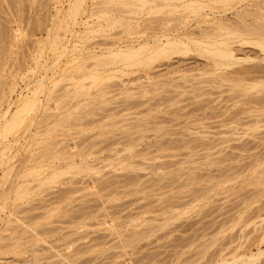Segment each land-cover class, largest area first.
<instances>
[{"label": "rangeland", "instance_id": "1", "mask_svg": "<svg viewBox=\"0 0 264 264\" xmlns=\"http://www.w3.org/2000/svg\"><path fill=\"white\" fill-rule=\"evenodd\" d=\"M71 1L0 0V115L7 111L5 118L1 119L3 121L2 124L0 122V132L7 117H10L17 107L28 103L30 109V113L25 115L23 122L14 128L12 134H8L4 140L0 135V194L4 193L1 194L3 199L0 198V236L3 239L1 243L7 244L10 239L9 243H12L13 236L20 229H22L21 232L27 228L26 231L30 234L26 233L24 236L26 237L27 234L28 238L31 236L30 240L26 237L29 241L24 237L26 243H22V238L20 241L21 246H23H20L22 251L19 248L17 254L5 255L0 253V264H210L211 262L215 264L214 261L218 257L230 260L235 254L241 255L240 252L249 256L256 254L258 250L263 251V253L259 255L254 264H264V243L256 241V238L264 231V85L259 88L261 92L241 97L236 94V97L235 93L231 92V80L234 79V75L231 76L229 73L235 68L239 70L240 67H250L249 70L253 66L264 67V62L254 61L234 65V69L227 68L225 72L233 78L226 74L225 80L218 78L219 70H212V66H209L210 63H206L202 59H188L187 57L179 63L172 60L174 65L169 68L165 66H158L157 69L151 70L132 68L126 70L128 71H125L126 74L125 72L117 73V71L111 73L109 69L102 70L98 72L97 76L102 80L94 82L88 78H81L80 73L70 74L71 79L70 76L65 78L69 75L67 69H73L72 66L76 64L75 62L87 60L89 54H99L100 50L96 44L100 43L101 48L107 47L105 44L107 39L100 33L91 32L92 34H88L84 32L85 27L83 25L71 26L68 23ZM58 23L59 26H57ZM55 27L59 29L56 31ZM114 30H112L114 33L119 31L118 29ZM55 32L57 33L55 34ZM49 35L53 37L48 39ZM55 36L59 40H57L58 43L55 42L58 45L54 44L57 47H53V49L50 40L54 39ZM102 38L105 39V42ZM42 40L45 42L43 43ZM89 41L91 45L86 43ZM60 51L62 52L60 53ZM88 60L84 63L87 64V67L94 63L93 60L90 59L91 62ZM161 63L162 61H158L151 66ZM196 66H200L201 70ZM70 67L72 68L70 69ZM191 68L192 70H190ZM254 69L250 73L249 71L247 73L240 72V74L235 75L237 76L235 78L240 77L241 80V77L242 79L244 76L247 77L240 81V84L243 85L256 84L261 77L262 80L260 81H264V75H261L263 74L262 68L255 70L257 73L254 72ZM255 75H258V78ZM213 77L217 79L211 80L210 78ZM204 78L208 81L210 79L212 82L209 81L208 83L207 80H201ZM38 81H40V85H38ZM67 81H70L68 86L65 84ZM81 81L89 93L91 90L93 92L96 90L95 93H90V97H87V101L93 102L92 105H89L93 109L91 107L89 109L83 103L81 104L80 99L84 102L86 98H71L73 94L70 89L73 90L74 84ZM216 82H219L220 85ZM41 85L42 89L39 87ZM60 87L66 89L70 97H65L64 89H61L64 92H59ZM154 87L157 89H151ZM54 89L58 91L52 93L55 91ZM34 95L35 97H32ZM104 97L106 99H103ZM246 97L248 102L245 101ZM255 97L256 100L258 99L257 101L254 100ZM62 98L64 99L61 100ZM69 98L71 99L69 100ZM65 99L68 103L61 104ZM36 101L39 103L38 106H36ZM59 104L64 108L61 109ZM101 104L104 106L103 108L98 107ZM44 105L47 107L50 105V109L54 110L50 112L55 115L63 114L62 112L66 113V110H69L71 116L74 115V122L62 127L63 123H61V125L51 128L54 122L52 118L47 124L37 126L35 123L38 121L39 111L41 113L46 107ZM245 108L246 110H244ZM241 109L244 113L241 112ZM36 110L37 114H32L36 113ZM91 111H93V115H91ZM236 112L241 113V115ZM104 115L105 117H103ZM61 116L59 118L64 119L66 117ZM28 118L34 120L29 121ZM226 119L227 121H225ZM229 119L231 120L229 121ZM259 119L260 121H258ZM95 120L98 123H92ZM79 121H82L81 125ZM30 122H33V125L30 127V131L26 132ZM105 122L111 125L106 129H99ZM143 126H146V129ZM42 127L55 129L56 133L53 130L51 138L43 135L39 140H48V138L49 141L50 139L51 141L59 140L57 142L59 145L64 142L65 146H75L71 151H74V148L79 149L82 146L87 148L88 144V146L91 145L88 147V152L91 151L94 154H90L91 158H88V163L91 164L92 170L87 171L88 173H80L82 176L63 173L58 178L60 181L51 184L50 187L47 186V189L46 186L37 188L38 183L35 178H23V171H28L30 167H33L32 165L29 167L26 161L30 150L28 146L34 141L32 133L37 128L42 129ZM158 127H162V129ZM99 132L104 133L99 134ZM130 137L136 139L137 142L132 143V146L127 143V146L126 141H129ZM69 141H71L70 144ZM1 143H4L3 146ZM130 150H133V153H140L139 156H129ZM34 152H36V148ZM76 162L81 163L80 158H76ZM133 163H137L139 166L136 164V166L131 167ZM161 165H164L163 168ZM59 166H65V163L59 164ZM50 172V170L47 171L48 174ZM191 175H194V178L197 175L196 177L200 182L195 180L191 182L192 184L187 183ZM67 177L69 181L66 179ZM252 178L253 180L258 178V183L252 184ZM129 179L133 180L134 183L131 184ZM123 180L124 182L128 181L124 183ZM128 182L129 184H127ZM113 183H116L117 188ZM22 184L26 185L28 190L30 189L23 200L17 199L15 195L16 187ZM94 184L96 187H101L98 189ZM33 186L37 189L34 190ZM201 187L204 192L206 187L209 189L200 196ZM197 190L200 192H196ZM59 192L68 198L61 200L62 195ZM64 192L65 194H63ZM191 193L195 194L192 195ZM58 199L60 201H57ZM88 200L94 203L90 201L91 203L87 204ZM65 203L67 204L65 205ZM83 209L87 211L90 209L89 212L92 217L84 221L71 220V217L79 216L77 212ZM51 211L53 212L50 213ZM46 213L47 215H45ZM66 215L69 216L66 217ZM170 217L174 218L169 219ZM150 224H153L151 227H155L151 236L131 240L133 232L140 233ZM35 226L43 227L41 230L45 228L47 231H50V228L55 230L50 232L42 230L43 232H41L40 228ZM38 231H40L39 235ZM20 232L16 234L17 237L18 234L22 233ZM32 235L36 237L34 238ZM31 243L32 245H30ZM206 243L210 247L206 246ZM198 251L203 253L200 254ZM209 255L211 258L216 256H214L215 259L213 258L214 261ZM72 259L74 262L71 261ZM194 259L196 260L194 261Z\"/></svg>", "mask_w": 264, "mask_h": 264}, {"label": "bare ground", "instance_id": "2", "mask_svg": "<svg viewBox=\"0 0 264 264\" xmlns=\"http://www.w3.org/2000/svg\"><path fill=\"white\" fill-rule=\"evenodd\" d=\"M66 8V7H65ZM66 10V9H65ZM68 14V13H67ZM85 15V16H84ZM69 20L68 23L71 26H76V25H83L85 27L84 32L85 33H91V32H96V33H100L101 36L103 35L106 39L107 42H105L102 38V40L105 42L107 47H103L101 48L100 43L96 44L97 48L100 50L99 54H89L87 58L90 60H93L92 62H94L93 64H91L89 67H87V64L85 65V61L87 60H83L82 62H75L76 64L73 65V69H71L72 67H70L71 70L67 69V75L65 78H67L68 76H70V74L73 73H80L82 76L81 78H88L91 79L92 82L94 81H98L101 78H98V72H101L102 70H106L109 69V71L111 73H113V71H117V73L121 72H125L126 70H130L132 68H136V69H147V70H151V69H157L158 66H165L166 68L171 67L173 64L172 60H176L177 63H179L180 61H182L183 58H193V59H202L204 61H206V63H210L209 66H212V70H219V74H218V78L219 79H226V74L231 73L234 75V79L231 80L232 85H231V92L233 91L235 93V95L237 94L238 96H245V95H250L252 93H256V92H261V90L259 88L262 87V85H264V81H260L262 80L261 78L259 79L258 83L256 84H245L243 85L242 83L240 84V81H242L244 78L246 79L247 77L244 76V78L240 80V77L237 79L235 77V75H237L238 73L240 74V72H253L252 70L254 69V72H256L255 70H259V68L261 69V72L263 74H261L262 76L264 75V67L262 66H253L251 70H249L250 67L246 68H242V67H238L239 70L237 68H235V70L233 71H229V73H226V69L227 68H231L234 69V65H238V64H242V63H249V62H254V61H258V62H264V0H72L70 2L69 5ZM67 16V17H68ZM55 17V16H54ZM60 18V17H59ZM85 18V20H83ZM67 19V18H66ZM62 21V20H61ZM57 23V22H56ZM60 23V22H59ZM58 23L57 26H59L60 24ZM63 25V23H62ZM54 26V25H53ZM67 26V23H66ZM64 27V25H63ZM61 27V29L63 28ZM56 28V27H55ZM59 28H56L55 30L57 31ZM65 29V28H64ZM69 29V28H68ZM114 29H118V33H114L112 30ZM63 30V29H62ZM69 31V30H68ZM112 31V32H111ZM116 31V30H114ZM53 32V31H52ZM63 32V31H62ZM54 33V32H53ZM57 32H55L56 34ZM113 33V34H112ZM51 34V33H50ZM92 34V33H91ZM63 35V34H62ZM89 36V35H88ZM100 36V37H101ZM51 35H49L50 39ZM53 37V36H52ZM51 37V38H52ZM69 37V35H68ZM96 37V36H95ZM99 37V36H97ZM45 39V38H44ZM47 39V40H48ZM98 39V38H97ZM46 40V41H47ZM57 36L54 37V39L50 40V44L52 43L53 46L52 48H56L58 45L57 43ZM95 40V39H94ZM99 40V39H98ZM101 40V39H100ZM43 41V40H42ZM49 41V40H48ZM68 41V40H67ZM45 41H43L44 43ZM57 42V43H55ZM66 42V41H65ZM64 42V43H65ZM100 42V41H99ZM39 43V42H38ZM37 43V45H38ZM85 43V42H84ZM89 43V45H91L90 41L86 42ZM94 43V42H93ZM56 44V45H54ZM103 44V43H102ZM46 45V44H45ZM66 45V44H65ZM84 45V44H83ZM94 45V44H93ZM41 46V45H40ZM104 46V45H103ZM44 47V46H43ZM64 47V46H63ZM86 47V46H85ZM39 48V47H37ZM53 48V49H54ZM95 48V47H94ZM51 49V48H50ZM81 49V48H80ZM40 50V49H39ZM42 50V49H41ZM63 50V48H62ZM77 50V49H76ZM56 52V51H55ZM62 51H60L61 53ZM56 55V54H55ZM36 56V55H35ZM40 56V55H39ZM42 56V55H41ZM78 57V56H77ZM76 59V58H74ZM72 59L73 61H76ZM33 60V59H32ZM45 60V59H44ZM88 60V61H89ZM90 60V62H91ZM72 61V62H73ZM158 61H162L161 64H157L156 66H151L152 64H154L155 62ZM43 62V61H42ZM89 62V63H90ZM201 63H203L202 61H200ZM34 63V62H33ZM53 63V62H51ZM71 63V62H70ZM69 63V65H70ZM160 63V62H159ZM191 63V62H190ZM194 62H192L193 64ZM45 64V63H43ZM42 64V65H43ZM68 64V63H67ZM74 64V63H73ZM206 65V64H204ZM252 65V64H250ZM258 65V64H255ZM54 66V65H53ZM152 68H151V67ZM193 66H195L193 64ZM207 66V65H206ZM233 66V68H232ZM249 66V65H248ZM176 67V66H173ZM192 67V66H191ZM198 67V66H196ZM204 67V66H202ZM259 67V68H258ZM46 68V67H45ZM44 68V69H45ZM190 68V67H187ZM200 69V66L198 67ZM197 68V69H198ZM242 68V69H241ZM258 68V69H257ZM43 69V70H44ZM53 69V68H52ZM175 69V68H174ZM194 69V68H193ZM206 69H208L206 67ZM237 69V70H236ZM33 70V69H31ZM63 70V69H62ZM169 70V69H168ZM179 70V69H178ZM177 70V71H178ZM188 70V69H187ZM192 70V68L190 69ZM189 70V71H190ZM196 70V69H195ZM201 70V69H200ZM209 70V69H208ZM211 70V68H210ZM156 71V70H155ZM173 71V68H172ZM176 71V70H175ZM45 72V71H44ZM128 72V71H126ZM125 72V74H126ZM132 73L134 71H131ZM159 72V71H158ZM171 73V71H169ZM206 73V71H204ZM208 72V71H207ZM32 73V71H31ZM30 73V74H31ZM35 73V72H34ZM66 73V72H65ZM109 73V72H108ZM131 73V74H132ZM138 73V72H137ZM161 73V71H160ZM165 75V71L163 72ZM257 73V72H256ZM259 73V71H258ZM154 74V73H153ZM181 74V73H180ZM179 74V75H180ZM200 74V73H199ZM210 74V73H209ZM45 75V74H44ZM195 75V74H194ZM62 76V75H61ZM65 76V74H64ZM80 76V75H79ZM126 76V75H125ZM177 76V75H176ZM183 76V75H182ZM201 76V75H200ZM230 76V74H229ZM230 76V77H231ZM249 76V75H248ZM256 78H258V75H255ZM154 77V76H153ZM162 77V76H161ZM166 77V76H165ZM212 77V76H211ZM253 77V76H252ZM43 78V77H42ZM64 78V77H63ZM62 78V80H63ZM71 79V76L69 77ZM202 78V77H200ZM199 78V80H200ZM207 78H209L207 76ZM233 78V77H231ZM251 78V77H250ZM69 79V80H70ZM186 79V78H183ZM195 79V78H193ZM211 80L214 79L210 78ZM209 79V81H211ZM217 78H215L214 80H216ZM252 79V78H251ZM264 79V76H263ZM102 80V79H101ZM165 80V79H164ZM180 80V79H179ZM201 80H207V79H201ZM229 80V81H230ZM250 80V79H248ZM41 81V80H40ZM40 81H38V85H40ZM66 81V80H65ZM208 81V80H207ZM208 81V83H209ZM253 81V80H252ZM256 81V79H255ZM12 82V81H11ZM65 83L66 85L68 84ZM72 82V81H71ZM88 82V81H87ZM151 82V81H150ZM163 82V81H161ZM179 82V81H178ZM178 82H176L178 84ZM197 82V81H196ZM204 82V81H203ZM212 82V81H211ZM220 82V81H219ZM218 82V83H219ZM42 83V82H41ZM64 83V82H63ZM122 83V82H121ZM169 83V82H168ZM199 83V81H198ZM215 83V81H214ZM217 83V82H216ZM217 83V84H218ZM248 83V82H247ZM37 84V83H36ZM84 83L79 82L74 84V86L72 87L73 90L70 89L71 93L73 94V96L71 97L73 98H86L84 100V102L81 101V104L83 103V105H86L89 107V105H92L91 102L87 101V97L90 95V93H92L93 91L91 90L90 93L87 91V89L85 88V86L83 85ZM184 84V83H183ZM224 84V83H223ZM62 85V84H60ZM59 85V86H60ZM108 85V84H106ZM202 85V84H200ZM216 85V84H215ZM214 85V86H215ZM220 85V83H219ZM226 85V84H224ZM223 85V86H224ZM229 85V84H228ZM227 87H230L228 86ZM10 86V85H9ZM30 86V85H29ZM58 86V85H57ZM68 86V85H67ZM123 86V85H122ZM143 86V85H142ZM186 86V85H185ZM209 86V85H208ZM217 86V85H216ZM12 87V86H11ZM40 88L42 87L39 86ZM63 87V86H62ZM60 87L61 89H64ZM70 87V88H71ZM105 87V86H103ZM102 87V88H103ZM174 87V85H173ZM204 87V86H203ZM220 87V86H218ZM216 87V88H218ZM10 88V87H9ZM44 88V87H43ZM106 88V87H105ZM157 89V87L151 88V89ZM159 88V87H158ZM215 88V87H214ZM226 88V87H225ZM233 88H235V90H233ZM39 89V88H38ZM42 89V88H41ZM40 89V90H41ZM124 89V88H123ZM163 89L165 90V88L163 87ZM161 88V90H163ZM10 90V89H9ZM55 90V89H54ZM59 92H62L63 90H61ZM100 90V88H99ZM102 90V89H101ZM104 90V88H103ZM122 90V89H121ZM163 90V92H165ZM167 90V89H166ZM173 90V89H171ZM185 90V89H184ZM203 90V89H202ZM228 90V89H227ZM58 90L52 91L56 92ZM65 91V92H64ZM64 94L65 97L68 96L69 94H67L66 89H64ZM98 91V90H97ZM146 91V90H145ZM151 91V90H150ZM155 91V90H154ZM178 91V90H177ZM37 92H39L37 90ZM36 92V94H37ZM96 90L93 92L95 93ZM100 92V91H99ZM107 92V91H106ZM109 92V91H108ZM143 92V91H141ZM168 92V91H167ZM175 92V91H174ZM187 92V91H186ZM202 92V91H201ZM229 92V91H228ZM10 93V92H9ZM98 93V92H97ZM111 93V92H110ZM137 93V92H136ZM172 93V92H171ZM180 93V92H179ZM203 93V92H202ZM232 93V94H234ZM4 94V93H3ZM20 94V93H19ZM106 94V93H105ZM135 94V93H133ZM167 94V93H166ZM173 94V93H172ZM176 94V93H175ZM178 94V92H177ZM58 95V94H57ZM96 95V94H95ZM127 95V94H126ZM144 95V93H143ZM179 95V94H178ZM236 95V97H237ZM263 95V93H262ZM107 96V95H106ZM105 96V97H106ZM164 96V95H163ZM207 96V95H206ZM234 96V95H233ZM251 96V95H250ZM256 96V95H255ZM259 96V95H258ZM261 96V94H260ZM264 96V95H263ZM29 98H31L30 96H28ZM32 97H35L32 96ZM55 97V96H54ZM53 97V98H54ZM64 97V96H63ZM70 97V96H68ZM90 97V96H89ZM103 99H106V98ZM109 97V96H108ZM235 97V96H234ZM254 97V96H253ZM252 97V99H253ZM257 97V96H256ZM256 97L254 98V100H256ZM48 98V97H47ZM50 98V97H49ZM56 98V97H55ZM69 98V100L71 99ZM178 98V97H177ZM195 98V97H194ZM251 98V97H249ZM38 99V98H37ZM36 99V100H37ZM64 98H62L61 100H63ZM67 99V98H66ZM66 99L61 102L65 104L68 103V101H66ZM108 99V98H107ZM245 99V98H244ZM243 99V100H244ZM251 99V100H252ZM1 100V99H0ZM7 100V99H6ZM49 100V99H48ZM46 100V101H48ZM51 100V98H50ZM68 100V99H67ZM76 100V99H75ZM137 100V99H135ZM169 100V99H168ZM172 100V99H171ZM175 100V99H174ZM228 100H229V95H228ZM238 100V99H237ZM236 100V101H237ZM242 100V101H243ZM247 97L245 99V101H247ZM250 100V99H249ZM250 100V101H251ZM258 100V99H257ZM256 100V101H257ZM260 100V99H259ZM263 99H261L262 101ZM38 101V100H37ZM36 101V102H37ZM40 101V100H39ZM73 101V100H72ZM94 101V100H93ZM102 101V100H101ZM104 101V100H103ZM134 101V100H133ZM259 101V102H261ZM34 102V101H33ZM49 102V101H48ZM58 102V101H57ZM97 102V101H96ZM244 102V101H243ZM248 102V101H247ZM263 102V101H262ZM78 103V102H76ZM75 103V104H76ZM105 103V102H103ZM134 103V102H133ZM178 103V102H177ZM253 103V102H252ZM38 102L37 105L38 106ZM79 104V103H78ZM98 104H100L98 102ZM48 105V104H47ZM53 105V104H52ZM68 105V104H67ZM106 105V104H105ZM130 105V104H129ZM134 105V104H132ZM250 105V104H249ZM257 105V104H256ZM261 105V103H260ZM46 106V105H44ZM60 108H64L61 107V105L59 104ZM95 106V104H94ZM103 108L104 106L98 105V107ZM234 106V105H233ZM252 106V105H251ZM29 105L28 103H24L22 104V106L17 107L16 110L10 115V117H7L5 123L3 124L2 130L0 132V135H2L4 140L6 138V136L10 133L12 134L14 128L19 125L21 122H23L24 117L26 114H28V112L30 111V109L28 108ZM53 107V106H52ZM97 107V108H98ZM249 107V106H248ZM254 107V106H253ZM93 109V107H91ZM95 108V109H97ZM256 108V106H255ZM254 108V109H255ZM36 109V108H34ZM58 109V108H56ZM68 109V108H67ZM69 109H70V105H69ZM108 109V108H107ZM236 109V108H235ZM250 109V108H249ZM253 109V108H252ZM33 110V109H32ZM52 109H50V105L49 107H45L43 108V110L39 111V118L38 121L35 123L37 126H42L44 124H47L50 119H54V122L52 123V127L55 126H59L61 125V123H63L62 126H64L65 124H70L71 122H74V115L71 116V112L69 110H66L67 112L63 114H59L55 115L54 113H51ZM64 110V109H63ZM100 110V109H99ZM102 110V109H101ZM232 110V109H231ZM242 110V109H241ZM246 110V108L244 109ZM35 111V110H34ZM54 111V110H52ZM57 111V110H56ZM83 111H85V109H83ZM88 111V109H87ZM240 111V110H239ZM262 111V110H261ZM93 115V111H91ZM90 112V113H91ZM231 112V111H230ZM243 112V110L241 111ZM252 112V111H251ZM7 111H5L4 114L0 115V122L2 124L1 119L5 118ZM30 113V112H29ZM107 113V112H106ZM238 113V112H236ZM244 113V112H243ZM32 114H37V110L36 113H32ZM75 114V113H73ZM78 114V113H77ZM86 114V113H85ZM104 114V113H103ZM102 114V115H103ZM109 114V112H108ZM115 114V113H114ZM113 114V115H114ZM223 114V113H222ZM232 114V113H231ZM239 115H241V113H238ZM237 114V115H238ZM31 115V114H30ZM61 115L66 116L64 119L63 118H59ZM83 115V114H82ZM81 115V116H82ZM97 115V114H95ZM101 115V116H102ZM230 115V113H229ZM233 115V114H232ZM28 116V115H27ZM26 116V117H27ZM78 116V115H77ZM76 116V117H77ZM111 116V115H108ZM107 116V117H108ZM236 116V114H235ZM234 116V117H235ZM254 116V114H253ZM32 118V116H30ZM62 117V116H61ZM105 117V115L103 116ZM224 117V116H223ZM230 117V116H228ZM227 117V119H228ZM232 117V116H231ZM241 117V116H240ZM87 118V117H86ZM92 118V117H91ZM98 118V117H97ZM101 118V117H100ZM99 118V119H100ZM225 118V117H224ZM243 118V117H242ZM241 118V119H242ZM264 118V117H263ZM29 119V118H28ZM37 119V118H36ZM61 119V120H60ZM227 119L225 121H227ZM232 119V118H231ZM229 119V121L231 120ZM34 120V119H33ZM30 120L29 121H33ZM80 120V119H79ZM86 120V119H85ZM237 120V119H236ZM235 120V121H236ZM263 120V119H262ZM88 121V120H87ZM102 121V119H101ZM142 121V120H141ZM224 121V120H223ZM234 121V120H233ZM251 121V120H249ZM260 121V119L258 120ZM257 121V122H258ZM35 122V121H34ZM92 122V121H91ZM97 122L96 120L93 121L92 123ZM222 122V121H219ZM80 125L82 123V121L80 122ZM77 123V124H79ZM86 123V121H85ZM84 123V124H85ZM91 123V126H92ZM98 123V122H97ZM116 123V122H113ZM0 124V126H1ZM25 124V123H24ZM76 124V125H77ZM82 124V125H84ZM95 124V123H94ZM101 124V123H100ZM228 124V123H227ZM225 124V125H227ZM33 125V122H30L26 128V132L30 131V127ZM85 125H90V124H85ZM110 123H106L103 124L101 126V128L99 127V129H106V127L110 126ZM230 125V124H229ZM48 126V125H47ZM67 126V125H66ZM141 126V125H140ZM256 126V125H255ZM254 126V127H255ZM20 127V126H19ZM34 127V126H33ZM50 127L45 129L42 127V129L40 128H35L36 130L33 131L32 133V139L34 140L33 143L30 144V146H28L30 148L29 150V155L26 157V161L30 165H32L33 167L29 168V170L26 172H24L23 170V178L27 179V178H35L37 179V188H41L42 186H46L45 188L47 189V186L50 187L51 184L55 183L59 180V176L63 173H71L72 175L75 174H80V173H88L87 171L92 170L91 169V164L88 163V158L90 157V154L94 152L90 153L88 152V146L87 148L82 146L81 148H74V151L71 149H73V147H68L71 145H67L65 146V143L63 142V144H58L57 142H59V140L55 141L49 138L48 140H39L41 139V137L46 136V137H50L53 134V130L55 132V129H50ZM72 127V126H71ZM144 129H146V126H143ZM143 127L142 132H143ZM253 127V126H252ZM251 127V128H252ZM17 128V127H16ZM97 128V127H96ZM139 128V127H137ZM161 128L162 127H158ZM157 128V129H158ZM232 128V127H231ZM22 130V129H21ZM58 130V129H56ZM63 130V129H62ZM159 130V129H158ZM254 130V129H253ZM136 131V130H135ZM140 131V130H139ZM138 131V132H139ZM147 131V130H145ZM98 132V131H97ZM141 132V133H142ZM56 133V132H55ZM54 133V134H55ZM100 133H104V132H99ZM107 133V132H106ZM111 134V131L109 132ZM128 133V132H127ZM134 133V132H133ZM140 133V135H142ZM165 133V132H164ZM30 134V133H29ZM64 134V133H62ZM72 134V133H70ZM76 135V133H74ZM144 134V133H143ZM231 134V133H230ZM23 135V133H22ZM68 135V134H67ZM98 135V134H97ZM113 135V134H112ZM111 135V136H112ZM115 135V132H114ZM129 135V134H128ZM166 135V134H165ZM228 135V134H227ZM260 135V134H259ZM64 136V135H63ZM66 136V135H65ZM104 137V136H103ZM110 137V136H109ZM134 137V136H133ZM133 137L131 139H129V141H126V145L127 143L130 144L132 146V143H136V139H133ZM138 138H140L139 136H137ZM143 137V135H142ZM229 137V136H228ZM239 137V136H238ZM260 137V136H259ZM30 138V137H29ZM105 138V137H104ZM108 138V137H107ZM111 138V137H110ZM161 138V137H160ZM222 138V137H221ZM224 138V137H223ZM230 138V137H229ZM237 138V137H236ZM257 138V137H256ZM63 139V138H62ZM128 139V138H127ZM126 139V140H127ZM225 139V138H224ZM223 139V140H224ZM227 139V138H226ZM231 139V138H230ZM70 140V139H69ZM106 140V139H105ZM140 140V139H139ZM55 141V142H53ZM67 141V139H66ZM121 141V140H120ZM207 141V140H206ZM225 141V140H224ZM18 142V141H15ZM74 142V141H73ZM83 142V141H82ZM118 142V140H117ZM123 142V141H122ZM201 142V141H200ZM212 142V141H211ZM222 142V141H221ZM71 143V141H69V144ZM120 143V142H119ZM125 143V142H123ZM156 143V142H155ZM224 143V142H223ZM227 143V141H226ZM2 144V143H1ZM4 144V143H3ZM2 144V146H3ZM9 144V142H8ZM42 144H44L43 146H41ZM76 144V142H75ZM94 144V142H93ZM115 144V143H113ZM122 144V143H121ZM159 144V143H158ZM161 144V143H160ZM198 144V143H196ZM200 144V143H199ZM6 145V143H5ZM77 145V144H76ZM109 145V144H108ZM136 145V144H135ZM154 145V144H153ZM206 145V144H205ZM209 145V144H208ZM128 146V145H127ZM134 146V144H133ZM108 147V146H107ZM162 147V146H161ZM200 147V146H199ZM206 147V146H205ZM211 147V146H210ZM36 148V152H34V149ZM126 148V146H125ZM209 148V147H208ZM33 149V150H32ZM130 149V148H129ZM206 149V148H205ZM128 150V149H127ZM126 150V151H127ZM111 151V150H110ZM123 151V150H122ZM133 151V150H132ZM130 150L129 156H136L138 157L139 154L138 153H133ZM246 151V150H245ZM129 152V150L127 151ZM141 152V151H140ZM215 153V152H214ZM255 153V152H254ZM263 153V152H262ZM14 154V153H12ZM119 154V153H118ZM213 154V153H212ZM145 155V154H144ZM128 156V157H129ZM76 158H80V162L81 163H77L76 162ZM253 158V157H252ZM234 159V158H233ZM259 159V158H258ZM114 160V159H113ZM212 160V159H211ZM229 160V159H228ZM231 160V159H230ZM250 160V159H249ZM99 161V160H98ZM128 161V159H127ZM213 161V160H212ZM100 162V161H99ZM132 162V161H129ZM136 162V161H135ZM211 162V161H210ZM215 162V160L213 161ZM218 162V161H217ZM249 162V161H248ZM251 162V161H250ZM5 163V162H4ZM64 164L65 166H59V164ZM125 163V162H124ZM25 164V163H24ZM116 164V163H115ZM132 164V163H129ZM133 163V165H131V167L136 166V164ZM210 164H214V163H210ZM246 164V163H245ZM124 165V164H123ZM122 165V166H123ZM205 165V164H204ZM215 165V164H214ZM2 166V165H1ZM96 166V165H95ZM94 166V167H95ZM99 166V165H98ZM137 166H139L137 164ZM156 166V165H155ZM158 166V165H157ZM160 166V165H159ZM162 166V165H161ZM164 166V165H163ZM162 166V168H163ZM212 166V165H211ZM244 166V165H243ZM126 167V166H125ZM246 167V166H244ZM99 169V167H96ZM128 168V167H127ZM161 168V169H162ZM262 168V167H261ZM124 169V168H123ZM153 169V167H152ZM151 169V170H152ZM160 170V168H158ZM264 169V168H263ZM51 171L49 174L47 173V171ZM94 170V168H93ZM261 171V169H260ZM114 172V171H113ZM232 172V171H231ZM25 173V174H24ZM258 173V171H257ZM22 174V172H21ZM234 174V173H233ZM240 174V173H239ZM81 175V174H80ZM18 176V175H17ZM82 176V175H81ZM100 176V175H99ZM103 176V175H102ZM194 175H191L188 180L187 183L192 184L191 182L193 181H199L200 180L195 176V178L193 177ZM234 176V175H232ZM231 176V178H232ZM257 176V175H256ZM19 177V176H18ZM43 177L42 179L39 180V178ZM73 177V176H72ZM71 177V178H72ZM87 177V176H86ZM129 177V176H128ZM127 177V178H128ZM236 177V176H235ZM240 177V176H239ZM261 177V175H260ZM70 178V177H69ZM106 178V177H105ZM201 178V177H200ZM228 178V177H227ZM68 180V177L66 178ZM123 179V178H122ZM204 179V178H203ZM208 179V178H207ZM255 179V178H254ZM24 180V179H23ZM62 180V179H61ZM66 180V182H67ZM86 180V179H85ZM95 180V179H94ZM118 180V179H117ZM131 179H129L130 181ZM139 180V178H138ZM163 180V179H162ZM246 180V179H245ZM250 180V179H249ZM251 183L252 184H256L258 183V178L253 180V178L251 179ZM263 180V179H261ZM260 180V181H261ZM20 181V179H19ZM60 181V180H59ZM69 181V180H68ZM107 181V180H106ZM128 181V180H127ZM125 181V182H127ZM159 181V179H158ZM157 181V182H158ZM190 181V182H189ZM204 181V180H203ZM210 181V180H208ZM244 181V180H243ZM242 181V182H243ZM259 181V182H260ZM18 182V180H17ZM105 182V180H104ZM103 182V183H104ZM110 182V181H109ZM115 182V180H114ZM124 182V180H123ZM124 182V183H125ZM248 182V181H247ZM250 182V181H249ZM24 183V181H23ZM29 183V182H28ZM26 183V184H28ZM63 183V182H62ZM70 183V182H69ZM97 183V182H96ZM102 183V184H103ZM117 183V182H116ZM116 183H113V185L115 184L116 187ZM120 183V182H119ZM131 184L134 183L133 180L130 181ZM184 182V184H187ZM195 183V182H194ZM216 183V182H214ZM20 184V183H19ZM71 184V183H70ZM78 184V183H77ZM93 184V183H92ZM105 184V183H104ZM103 184V185H104ZM111 184V183H109ZM108 184V185H109ZM121 184V183H120ZM123 184V183H122ZM129 184V182L127 183ZM250 184V183H249ZM263 184V183H262ZM96 187V184H94ZM99 185V184H98ZM101 185V184H100ZM112 185V184H111ZM126 185V184H125ZM188 185V184H187ZM209 185V184H208ZM88 186V185H87ZM107 186V185H106ZM110 186V185H109ZM119 186V185H118ZM127 186V185H126ZM125 186V187H126ZM138 186V185H137ZM136 186V187H137ZM202 186V185H201ZM48 187V188H49ZM91 187V186H90ZM93 187V186H92ZM101 187V186H100ZM100 187H96V188H100ZM108 187V186H107ZM122 187V186H121ZM139 187V186H138ZM203 187V186H202ZM202 187L197 190L196 192H200L199 195L204 194L207 189H209V187H206V191L204 192ZM15 188V187H14ZM34 188V186H33ZM37 188H34L37 189ZM74 188V187H73ZM103 188V187H102ZM106 188V187H104ZM109 188V187H108ZM113 188V187H112ZM117 188V187H116ZM115 188V189H116ZM44 189V188H43ZM68 189V187H67ZM82 189V188H81ZM87 189V188H86ZM90 189V188H89ZM114 189V188H113ZM127 189V188H126ZM198 189V188H197ZM258 189V188H257ZM30 190V189H29ZM29 190L27 189L26 185H19L18 187H16L15 189V195L17 197V199H22L26 196L27 191L29 193ZM41 190V189H40ZM62 190V189H61ZM64 190V188H63ZM62 190V192H63ZM70 190V189H69ZM68 190V192H69ZM84 190V188H83ZM82 190V191H83ZM112 190V189H111ZM125 190V188L123 189V191ZM190 190V189H189ZM96 191V190H95ZM188 191V190H187ZM203 191V193H202ZM263 191V190H262ZM61 192V193H62ZM106 192V191H105ZM186 192V191H184ZM191 192V191H190ZM194 192V191H193ZM258 192V191H257ZM60 193V192H59ZM60 193V194H61ZM88 193V192H87ZM86 193V195H88ZM109 193V192H108ZM108 193H105L108 195ZM124 193V192H122ZM2 194V193H1ZM0 194V198H2L3 194ZM60 194H58L60 196ZM65 194V192L63 193ZM83 194V192H82ZM192 195L195 193H191ZM198 194V193H197ZM14 195V196H15ZM56 195V196H58ZM62 195V194H61ZM101 195H103L101 193ZM189 195V193H188ZM200 195V196H201ZM246 195V194H245ZM6 196V195H4ZM82 196V195H81ZM106 196V195H105ZM256 196V195H255ZM263 196V195H262ZM261 196V197H262ZM55 197V196H53ZM70 197V194H69ZM61 200H66L68 197L65 195H62ZM92 198V197H91ZM97 198V197H96ZM102 198V197H101ZM194 198V197H193ZM252 198H254L252 196ZM3 199V198H2ZM5 199V197H4ZM9 199V198H8ZM51 199V198H50ZM98 199V198H97ZM96 199V200H97ZM103 199V198H102ZM106 199V198H105ZM191 199V198H190ZM198 199V198H196ZM207 199V198H206ZM247 199V198H246ZM44 200V199H43ZM85 200V199H84ZM93 200V199H92ZM101 200V199H100ZM250 200V199H249ZM57 201H60L59 199ZM55 201V202H57ZM86 201V200H85ZM84 201V202H85ZM91 201V200H90ZM89 200L87 201L89 204L90 202ZM99 201V200H98ZM194 201V200H193ZM3 202V201H2ZM27 202V201H26ZM47 202V201H46ZM50 202V200H49ZM54 202V201H53ZM92 202V201H91ZM90 202V203H91ZM104 202V201H103ZM52 203V201H51ZM86 203V202H85ZM94 203V202H92ZM67 203H65L66 205ZM86 204V205H87ZM100 204V203H99ZM170 204V203H169ZM185 204V203H184ZM247 204V203H246ZM48 205V204H47ZM98 205V204H97ZM168 205V204H167ZM172 205V204H170ZM173 206V205H172ZM171 206V207H172ZM246 206V205H245ZM60 207V206H59ZM71 207V206H70ZM94 207V206H93ZM98 207V206H97ZM6 208V207H5ZM16 208V207H15ZM51 208V207H50ZM54 208V207H53ZM88 208V207H87ZM14 209V208H13ZM73 209V208H72ZM91 209V208H90ZM89 209V211H90ZM70 210V209H69ZM96 210V209H95ZM66 211V210H65ZM71 211V210H70ZM73 211V210H72ZM83 209L79 212H77L78 215H76L77 217L74 218L75 216L71 217V220H80V221H84L91 216V213ZM254 211V210H253ZM53 211H51L50 213H52ZM93 212V211H92ZM252 212V211H251ZM73 213V212H72ZM162 213V212H161ZM181 213V212H180ZM246 214V213H245ZM47 215V213L45 214ZM64 215V214H63ZM62 215V216H63ZM71 215V214H70ZM74 215V214H73ZM69 216V215H68ZM66 215V217H68ZM180 216V214H179ZM246 216V215H245ZM43 217V216H42ZM46 217V216H44ZM96 217V216H94ZM177 217V216H176ZM244 217V216H243ZM253 217V216H252ZM41 218V217H40ZM174 218V217H173ZM173 218H169V219H173ZM180 218V217H179ZM68 219V218H67ZM69 220V219H68ZM71 222V221H70ZM78 222V221H77ZM9 223V222H8ZM11 223V222H10ZM67 223V222H66ZM149 223V222H148ZM161 223V222H160ZM165 223V222H164ZM146 224V223H145ZM154 224V223H153ZM150 226L146 227L145 230L142 229V231L140 233H136L133 232L131 234L133 239L137 238H142V237H149L151 236V234L155 231V227H151ZM168 224V223H167ZM162 225V224H160ZM8 226H10L8 224ZM156 226V225H155ZM7 227V226H6ZM38 227V226H35ZM34 227V228H35ZM78 227V226H77ZM8 228V227H7ZM40 228V227H38ZM43 228V227H41ZM40 228V230H41ZM72 228V227H71ZM75 228V227H74ZM157 228V227H156ZM160 228V227H159ZM2 229V228H1ZM9 229V228H8ZM24 229V228H23ZM29 229V228H28ZM31 229V228H30ZM76 229V228H75ZM198 229V228H197ZM22 230V229H20ZM20 230L17 231V233L20 232ZM27 228L23 231H21L20 233L22 234H18L17 237V233H15V237L13 236L11 241L12 243H9L10 240L9 237L6 238L9 242V244H3L1 243V240L3 241V239L0 236V253L3 254H17L18 253V249L20 248L21 244L23 242L26 243V240H28L29 238H31V236L28 238V233ZM32 230V229H31ZM38 229L36 228V231ZM43 230V229H42ZM41 232H43L44 230H46V228ZM55 230L54 228H50V231ZM157 230V229H156ZM196 230V229H195ZM203 230V229H202ZM47 231V230H46ZM47 231V232H50ZM194 231V230H193ZM199 231V230H198ZM38 231V235H39ZM171 232V231H170ZM28 233L26 235V238L24 235ZM46 233V232H45ZM56 233V232H55ZM54 233V234H55ZM73 233V232H72ZM77 233L79 234V232L77 231ZM257 233V232H256ZM57 234V233H56ZM69 234V233H68ZM74 234V233H73ZM20 235V236H19ZM193 235V234H192ZM203 235V234H202ZM220 235V234H219ZM67 236V235H64ZM17 237V238H16ZM24 237L26 238V240H24ZM32 237H34V235H32ZM36 237V236H35ZM34 237V238H35ZM69 237V236H68ZM78 237V236H77ZM81 237V236H80ZM79 237V238H80ZM257 237V236H256ZM16 238V239H14ZM23 238V240H22ZM198 238V237H197ZM215 238V237H214ZM213 238V239H214ZM234 239V238H233ZM250 239V238H249ZM22 240V243L20 242ZM30 240V239H29ZM28 240V241H29ZM244 240V239H243ZM258 240V243L263 242L264 243V231H262V233L258 236V238H256V241ZM27 241V242H28ZM69 241V240H68ZM232 241V240H231ZM230 241V242H231ZM7 242V241H6ZM214 242V240H213ZM233 242V241H232ZM131 243V242H130ZM205 243V242H204ZM209 243V242H208ZM261 243V244H263ZM34 244V243H33ZM210 244V243H209ZM29 245V244H28ZM27 245V247H28ZM32 245V243L30 244ZM29 245V246H30ZM37 246V245H36ZM202 246V245H201ZM206 246L207 243H206ZM206 246L204 245V248H206ZM216 246H218L216 244ZM223 246V245H222ZM23 247V246H21ZM26 248V246H24ZM210 247V246H208ZM239 247V246H238ZM241 248V247H240ZM22 248H20L19 250H21ZM32 248H30L31 250ZM36 249V248H35ZM208 249V248H207ZM217 249V248H216ZM27 250V249H26ZM29 250V251H30ZM33 250V249H32ZM87 250V249H86ZM85 250V251H86ZM205 250V249H203ZM202 250V251H203ZM243 250V249H242ZM22 251V250H21ZM35 251V250H34ZM33 251V252H34ZM202 251H198L201 252ZM24 252V251H23ZM32 252V251H31ZM204 252V251H203ZM202 252V253H203ZM225 252V251H224ZM75 253V252H74ZM78 253V251H77ZM215 253V251H214ZM217 253V252H216ZM220 253V252H219ZM222 253V252H221ZM244 253V252H243ZM263 253V251L258 250V252L256 254H250L248 255H244L240 252L241 255H234L230 260L228 259H224V258H219L216 259L215 261L213 260V258L215 259V257L213 256L212 258L210 257L211 255H209V257L215 262V264H254L255 261L258 259L259 255H261ZM197 254V253H196ZM211 254V253H209ZM221 255V254H220ZM70 256V255H69ZM25 257V256H24ZM198 258V257H197ZM200 258V257H199ZM210 258L208 259L210 261ZM74 259V257H73ZM73 259L71 261H73ZM30 260V258H29ZM196 259H194L195 261ZM187 261V260H186ZM185 261V262H186ZM32 262V261H31ZM74 262V261H73ZM191 262V261H190ZM197 262V261H196ZM71 263V262H70ZM212 263V262H211ZM210 263V264H211ZM213 264V263H212Z\"/></svg>", "mask_w": 264, "mask_h": 264}]
</instances>
